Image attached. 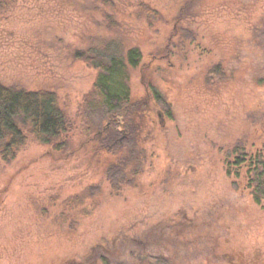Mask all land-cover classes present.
<instances>
[{"label": "rangeland", "instance_id": "1", "mask_svg": "<svg viewBox=\"0 0 264 264\" xmlns=\"http://www.w3.org/2000/svg\"><path fill=\"white\" fill-rule=\"evenodd\" d=\"M190 1L0 0V82L54 93L68 122L60 152L23 133L0 156V264H264V199L232 154L263 145L264 0ZM116 37L142 55L124 75L144 112L112 188L84 104L87 49Z\"/></svg>", "mask_w": 264, "mask_h": 264}, {"label": "trees", "instance_id": "2", "mask_svg": "<svg viewBox=\"0 0 264 264\" xmlns=\"http://www.w3.org/2000/svg\"><path fill=\"white\" fill-rule=\"evenodd\" d=\"M137 6L141 10L143 8V11L146 10L144 12L147 18L154 13L158 16L149 6L145 9L143 3ZM256 35L264 45V25L258 27ZM116 39L102 41L95 48L87 49V52L95 50V58L93 57L90 63L99 73L91 91L93 98L87 97L84 104L86 124L89 129L98 131L96 141L99 143V149L110 152L115 157L114 162L109 164L105 171L112 188L130 181L127 173L129 168L137 164V154L142 147L139 141L144 112L140 104L142 102L132 101L124 75L128 67L136 68L139 65L142 55L136 47L123 50L124 45L121 44L120 38ZM150 91L153 101L170 115L169 106L160 93L154 87H151ZM67 125L63 111L56 104L54 93L46 90L16 89L0 82L1 157L10 156L14 153L12 151L18 149L24 140L23 133L60 152L65 145L62 137L67 131ZM250 152L252 151L238 146L232 154L235 155L234 164L240 166L249 177L247 189L254 200L259 202L264 199V140L258 150ZM132 173L136 175L137 168L132 169ZM104 257L100 255L102 262L106 261ZM107 258L114 260L116 257L114 253H108Z\"/></svg>", "mask_w": 264, "mask_h": 264}, {"label": "flooded vegetation", "instance_id": "3", "mask_svg": "<svg viewBox=\"0 0 264 264\" xmlns=\"http://www.w3.org/2000/svg\"><path fill=\"white\" fill-rule=\"evenodd\" d=\"M258 150V149H257ZM254 151L250 152V153H253Z\"/></svg>", "mask_w": 264, "mask_h": 264}]
</instances>
